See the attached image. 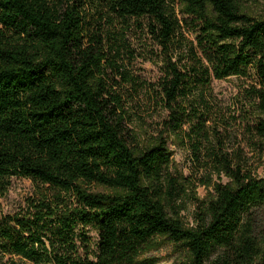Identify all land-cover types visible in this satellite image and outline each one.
I'll list each match as a JSON object with an SVG mask.
<instances>
[{
	"label": "trees",
	"instance_id": "16d2710c",
	"mask_svg": "<svg viewBox=\"0 0 264 264\" xmlns=\"http://www.w3.org/2000/svg\"><path fill=\"white\" fill-rule=\"evenodd\" d=\"M243 2L0 0V195L11 177L38 188L24 211L0 214V264H141L140 249L156 236L186 248L189 264H261L246 217L264 201V178L222 161L231 182L214 184L196 227L186 229L175 209L183 184L169 171L163 132L149 146L135 145L123 96L105 78V64L119 54L111 53L110 38L118 39L105 25L147 17L166 47L180 27V7L200 25L207 49L186 71L167 61L155 95L168 112L164 131L199 117L192 86L249 69L264 110V18L247 14Z\"/></svg>",
	"mask_w": 264,
	"mask_h": 264
},
{
	"label": "rangeland",
	"instance_id": "374dc122",
	"mask_svg": "<svg viewBox=\"0 0 264 264\" xmlns=\"http://www.w3.org/2000/svg\"><path fill=\"white\" fill-rule=\"evenodd\" d=\"M242 7L253 17L264 18V0H244ZM174 15L180 27L166 47L152 36L148 26L151 20L147 17L127 19L114 26L105 25V33L108 30L110 37L114 35L118 39L110 38L111 53L119 51L114 65L105 64V78L123 96L129 115L125 127L135 138V145L149 146L163 132L171 153L169 171L184 189L175 209L183 226L191 230L196 227V218L203 213L205 203L213 197L214 184L231 182L222 170V161H227L234 169L239 167L242 173L256 179L264 178V136L259 129L261 122L264 127V110L260 109L253 92L257 88L255 73L249 69L241 76L233 75L224 80L211 77L204 87L192 86L191 106L195 107L199 117L190 115L179 132L164 131L162 122L168 112L159 105L155 95L167 61L186 71L207 49L200 25L182 13L180 7H175ZM117 69L125 72L137 85L121 81ZM88 188L107 191L98 185ZM37 192V186L28 179L11 177L7 190L0 195V214L14 215L24 211L28 199L35 198ZM246 218L254 226L259 243L257 262L264 264V201L252 204ZM137 261L144 262L141 264H189L190 255L182 245L156 236L143 245Z\"/></svg>",
	"mask_w": 264,
	"mask_h": 264
}]
</instances>
